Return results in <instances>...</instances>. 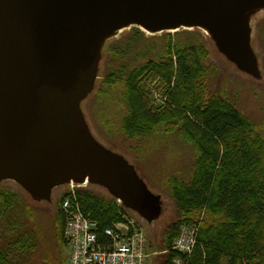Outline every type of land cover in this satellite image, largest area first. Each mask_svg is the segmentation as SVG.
Segmentation results:
<instances>
[{"label":"water","instance_id":"1","mask_svg":"<svg viewBox=\"0 0 264 264\" xmlns=\"http://www.w3.org/2000/svg\"><path fill=\"white\" fill-rule=\"evenodd\" d=\"M260 5L264 0H0V179H19L37 194L98 180L125 204L145 205L143 182L92 143L77 108L103 41L131 23L151 32L206 26L248 68L247 18Z\"/></svg>","mask_w":264,"mask_h":264},{"label":"trees","instance_id":"2","mask_svg":"<svg viewBox=\"0 0 264 264\" xmlns=\"http://www.w3.org/2000/svg\"><path fill=\"white\" fill-rule=\"evenodd\" d=\"M189 34L166 35L159 53L137 64H121L102 79L105 88H122L126 113L120 130L126 137L177 131L195 151L190 176L167 179L177 213L161 234L160 249L166 252L159 264H172L178 256L186 264H264V133L227 91L210 90L214 66L204 62L207 50L201 38ZM108 49L115 56L124 53L118 46ZM154 81L163 91L159 107L152 103ZM15 197L0 187V218L5 221L0 232L9 236L8 248H0V264H15L12 254L33 251L37 244L36 230L29 231L18 216L6 217ZM75 200L73 206L97 222V241H110L105 229L123 219L122 206L89 188L78 189ZM55 219L64 243V212L59 210ZM188 223L198 225L195 244L189 255H181L171 245Z\"/></svg>","mask_w":264,"mask_h":264},{"label":"rangeland","instance_id":"3","mask_svg":"<svg viewBox=\"0 0 264 264\" xmlns=\"http://www.w3.org/2000/svg\"><path fill=\"white\" fill-rule=\"evenodd\" d=\"M247 23L251 54L248 68L241 67L219 46L209 31L200 27L151 32L131 25L105 38L97 52L91 88L78 100L77 108L92 143L99 150L122 158L147 189V203L143 206L133 207L124 202H116L129 217L142 223L150 241L148 264H159L162 259L163 254L159 252L161 234L177 213L167 187V179L171 175L187 179L192 171L195 151L177 131L158 132L136 139L126 137L120 130L121 119L126 113L121 98L122 88L120 85L105 88L102 79L106 72L121 64H137L159 53L164 48L166 35L182 37L185 33L196 34L207 50L205 64L214 66L210 76V90L227 91L234 98L238 109L258 124L264 133V6L251 9ZM110 46H118L124 53H119L120 56L112 55L108 49ZM158 84L154 81L151 86L155 107L164 105L163 91ZM100 89L106 90L105 93H100ZM0 187L16 194V204L6 212V217L18 216L17 220L29 231L36 230L38 233L33 251L12 254L15 264H66L68 248L60 242L55 219L59 210H62V199L75 196L80 188H89L106 198L115 197L109 185L98 180H89L86 185L74 187L70 184L47 187L39 194L31 192L15 178H1ZM4 222L0 218L3 229ZM185 225L189 229L198 227L195 223ZM2 231L0 248L7 249L9 236ZM151 250L157 252L151 253Z\"/></svg>","mask_w":264,"mask_h":264},{"label":"built area","instance_id":"4","mask_svg":"<svg viewBox=\"0 0 264 264\" xmlns=\"http://www.w3.org/2000/svg\"><path fill=\"white\" fill-rule=\"evenodd\" d=\"M74 187V184H70ZM75 196L62 199L60 206L65 216L64 239L68 248L66 264H148L146 234L136 219L123 215L111 229H105L110 241H97V222L82 214ZM197 227L183 226L173 241V248L181 255H189L195 244ZM172 264H186L182 257Z\"/></svg>","mask_w":264,"mask_h":264},{"label":"bare ground","instance_id":"5","mask_svg":"<svg viewBox=\"0 0 264 264\" xmlns=\"http://www.w3.org/2000/svg\"><path fill=\"white\" fill-rule=\"evenodd\" d=\"M257 6V5H255ZM131 25H134V26H140L139 24L137 23H131L129 25H121V26H117L115 27L111 33L108 35V36H111V35H116L119 31H121L124 27H127V26H131ZM140 28H143L140 26ZM187 28V27H186ZM189 28V27H188ZM202 30L204 31H207L208 32V28L206 26H201L200 27ZM167 30H175L174 28H168ZM72 36L71 35H67V39H70Z\"/></svg>","mask_w":264,"mask_h":264}]
</instances>
